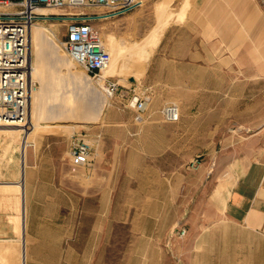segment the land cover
<instances>
[{
	"label": "rangeland",
	"instance_id": "1",
	"mask_svg": "<svg viewBox=\"0 0 264 264\" xmlns=\"http://www.w3.org/2000/svg\"><path fill=\"white\" fill-rule=\"evenodd\" d=\"M231 1L216 21H241L249 44L258 48L264 64V0H248V16L243 20ZM203 2L144 0L128 13L92 21L106 47L121 60L120 71L105 77L118 85L112 94L106 80L102 85L63 50L65 22L47 18L34 27L39 45L35 58L40 59L44 78L35 76L32 112L30 105L20 127L24 130L13 139L11 133L0 132V181L18 180L8 154L9 149L20 148L27 133L26 165L39 153L42 139L49 136L56 139L52 153L58 159L57 169L67 175L62 181L64 189H27L30 196L24 211L22 186L0 189L8 195L0 212L11 214L9 219L16 223L24 213L27 223L31 217L38 218V230L51 232L52 243L44 247L54 258L27 260V264H197L199 236L201 252H207L209 241L221 249L229 246L235 228L224 218L222 205L235 178L233 165L264 149V70L252 79L243 50L233 58L231 76L196 82L195 130L190 113L183 122L181 116L174 123L162 116L161 109L170 103L179 105L182 115L184 109H190L191 99L190 92L183 91L175 80L182 75L175 72L167 54L158 56L153 70L146 74L167 28H176L180 36L175 48L192 36L195 12ZM103 11L101 7L71 10L93 16ZM49 12L57 16L58 10ZM136 95L149 96L142 121L134 119ZM78 138L97 147V153L120 156L114 174L116 189H93L97 179L108 180L106 162L99 171L94 162L91 167L72 169L70 149ZM179 174L186 176L183 189H175V175ZM81 176L87 177L89 189H79ZM192 181L195 189H191ZM109 203L114 210L103 213L104 227L93 226L102 216L99 205ZM80 206L87 210V227L79 226ZM64 213L72 219L71 226H54L63 222L56 217ZM43 216L49 217L47 221ZM183 228L186 233L181 236ZM85 251L88 258L80 259L79 253ZM128 252L149 253L150 258L128 260ZM159 252L169 255L158 258ZM19 258L16 264H24V255Z\"/></svg>",
	"mask_w": 264,
	"mask_h": 264
},
{
	"label": "crops",
	"instance_id": "2",
	"mask_svg": "<svg viewBox=\"0 0 264 264\" xmlns=\"http://www.w3.org/2000/svg\"><path fill=\"white\" fill-rule=\"evenodd\" d=\"M228 1L232 2L231 0H204L200 9L195 12V32L191 37L183 39L184 44L180 48L173 46L174 43L180 41L177 29L172 26L167 28L146 72L148 74L153 70L158 56L167 54L175 72L182 75L175 80L183 91L191 94L188 104L190 109H184L181 116L183 122L187 114L192 115L193 130H195V89L199 88L195 85L196 82H214L216 79L222 77L226 79L231 76L230 67L233 66V58L239 57V51L243 50H245L244 56L248 59V65L251 66L249 76L255 79L263 74L264 64L259 60L258 48L249 44L242 30L241 21L238 24L231 22V19L227 21L225 19L223 23L216 21L218 14L225 13ZM233 2L239 9L241 20L247 19L248 0H234ZM262 41L264 42V39ZM233 51L235 52L233 53ZM169 80L161 79L160 81ZM223 93L225 96V91ZM55 142L56 139L53 137H44L39 153H35L36 155L29 159L30 164L26 165L23 178L24 192L22 191L20 195L23 211L27 197L30 196L27 189H64L62 181L67 174L57 169L58 159L52 153ZM93 149L94 165L97 170L102 167L103 162L109 164L106 166L108 180L103 183L97 179L96 187L93 189H116L114 174L120 156L117 153L102 155L97 153V147L93 146ZM231 172L235 178L225 194V202L222 205L224 218L235 228L230 235L229 246L222 247V250L216 242L209 241L207 252H201L199 251V236L198 251H196L195 244V262L197 260V264H201V260L202 262L206 261L202 264H264V149L248 160H236ZM185 178L186 176L183 174L175 175V189H183ZM78 184L79 189H89L87 177L81 176ZM167 184L165 182V186ZM191 189H195L194 181L191 182ZM5 200H8V195L0 193V205ZM113 210L112 203L106 206L100 204L97 211L101 212L102 216L101 219H96L93 226L103 228V213L113 212ZM86 213L87 210L80 206V227L88 226L85 223ZM10 216L9 213L0 212V264H16V261L20 259L19 256L21 255L23 259L24 254H26V264L27 260L54 258L46 254L44 245L52 243L51 232L38 230L41 226L40 219L31 217L27 223L24 213L22 221L16 223L9 219ZM59 217H62L63 222L54 226H71L72 219L68 218L65 213L56 218ZM48 218V216H43L41 219L47 221ZM161 238L159 240H164ZM209 240H213V238ZM161 241L159 242L161 243ZM164 254L169 255L159 252L158 258ZM79 256L80 259H87L88 253L87 251L80 252ZM127 256L128 260H136L140 257L145 260L150 258L149 253L128 252Z\"/></svg>",
	"mask_w": 264,
	"mask_h": 264
},
{
	"label": "built area",
	"instance_id": "3",
	"mask_svg": "<svg viewBox=\"0 0 264 264\" xmlns=\"http://www.w3.org/2000/svg\"><path fill=\"white\" fill-rule=\"evenodd\" d=\"M143 3L144 0H0V121L27 118L36 85L31 79V30L36 22L46 21L52 16L43 17L40 8L58 10L54 17L66 23L63 50L87 74L99 79L111 61V54L92 21L123 15ZM82 7H101L104 11L95 16L71 12ZM104 80L108 82L106 88L111 94L118 89L116 83L107 78ZM148 100L149 96L134 97L136 121L144 119ZM161 113L167 122H177L181 117L180 107L176 103L165 105ZM93 162L92 144L82 138L76 139L70 149L72 169L91 167ZM185 233V228L179 231L181 236Z\"/></svg>",
	"mask_w": 264,
	"mask_h": 264
},
{
	"label": "bare ground",
	"instance_id": "4",
	"mask_svg": "<svg viewBox=\"0 0 264 264\" xmlns=\"http://www.w3.org/2000/svg\"><path fill=\"white\" fill-rule=\"evenodd\" d=\"M49 9H51V8L43 7V8L39 9V12L42 13L43 17L46 18V17L50 16ZM39 23H41V21L36 22L33 25L32 30H31V55H32L31 79L33 82H35V80H36L35 79L36 75L40 78H44V75H42L43 73L40 74V63H41L40 59L35 58V50H37V51L39 50L38 49L39 45H38V41L36 40L34 27L37 26ZM108 51L111 54V61L108 64V66L103 70V75L98 79L99 82L102 83V85H104V79L107 75H114L120 71V63H121L120 61L121 60H120L119 55L114 54L112 52V50L108 49ZM34 91H35V89H33L32 99H33ZM32 99H31V112H32ZM31 119L33 120V115H32ZM23 126H24V122H23V120H20L19 118H17V119L11 118V119H7V121L3 120V121H0V132L6 131V132L11 133V137L10 136L9 137H10V139H13V137L15 136L16 133L24 130L23 128H20ZM28 136L29 135L27 133V135L24 137V141L20 145V148H18V150H17L18 152L17 151L11 152L10 151L11 149H9V153H10V154H8L10 156L9 161L12 162V164H11L13 166L12 168H14L16 170V176H17L18 180H16V181H0V189H3V188L6 189L8 187H19V186L21 187L22 186V188H21L22 189L21 193H22V191L24 189L23 178H24V174H25V170H26V162H25L26 145L29 142ZM10 173H9V171L7 172V174H9V175H10ZM25 262H26V254H24V264H25Z\"/></svg>",
	"mask_w": 264,
	"mask_h": 264
},
{
	"label": "water",
	"instance_id": "5",
	"mask_svg": "<svg viewBox=\"0 0 264 264\" xmlns=\"http://www.w3.org/2000/svg\"><path fill=\"white\" fill-rule=\"evenodd\" d=\"M48 18L53 19V18H56V17H54V16H50V17H48Z\"/></svg>",
	"mask_w": 264,
	"mask_h": 264
}]
</instances>
